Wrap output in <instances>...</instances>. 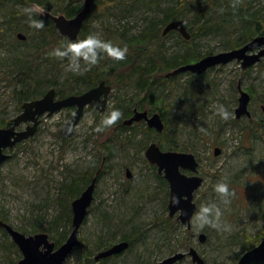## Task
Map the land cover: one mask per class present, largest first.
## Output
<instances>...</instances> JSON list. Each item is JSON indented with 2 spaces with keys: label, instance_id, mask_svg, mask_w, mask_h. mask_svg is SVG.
Instances as JSON below:
<instances>
[{
  "label": "rangeland",
  "instance_id": "obj_1",
  "mask_svg": "<svg viewBox=\"0 0 264 264\" xmlns=\"http://www.w3.org/2000/svg\"><path fill=\"white\" fill-rule=\"evenodd\" d=\"M115 1L105 13L95 6L101 0L95 1L79 39L96 34L125 46L154 24L159 25L161 35L163 12L178 2ZM27 3L3 0L0 4V122L13 120L22 112L25 101L42 98L51 88H72V94L86 90L84 62L80 72H73L67 57H37L34 75L29 80L25 68L31 64L32 42L25 43L27 38L22 41L17 37L19 33L26 37L33 33L35 27L29 21L30 17L35 19L34 14L44 17L49 12L70 18L65 10L77 9L73 18L83 9L85 0H43L46 6ZM26 8L32 9L30 15ZM217 11L211 28L201 36L187 41L176 32L160 40L149 34L148 46L160 45L165 60L194 52V61H198L235 49L233 45L244 38L245 29L251 24L250 18L244 20L245 16L264 22V0H246V4L234 8L222 4ZM12 12L23 15L17 17L18 24L9 21ZM14 24L21 25L23 30H17ZM187 24L194 34L192 21L187 20ZM112 31L117 32L115 36H111ZM59 36L62 44L64 40L70 41ZM102 57L107 66L118 61ZM156 76L154 94L151 90L140 92L135 85L122 91L113 86L105 111L87 107L70 138L60 130L75 108L42 116L34 136L5 151L10 157L0 165V220L26 235L47 233L56 248L61 246L72 232L71 204L77 198L66 202L61 193L63 184L72 176L97 168L101 164L99 158L107 150V168L97 181L95 199L78 233L81 246L64 264H87L89 260L93 264H159L177 253L185 257L175 264H197L189 254L191 248L197 250L205 264H238L246 253L244 245L248 240L253 243L264 237V57L247 69L237 60L218 65L197 79L190 73L172 80L166 78V73ZM239 85L252 99L250 115L237 118ZM131 102L135 103L132 113L125 120L133 116L135 109L159 113L167 126L165 134L147 130L145 121L125 125L127 128L114 124L95 131L104 115L113 108L120 109L119 104ZM220 105L230 113L227 119L217 112ZM153 142L164 151L195 155L199 162L197 175L203 183L195 191L193 202L197 211L202 204L219 206L222 215L218 227H200L195 214L189 224L178 219L180 212L170 216L169 183L146 157ZM174 148L177 150H170ZM216 148L221 150L218 155ZM127 170L131 178L127 177ZM221 181L227 182L234 193L227 204L215 191V185ZM121 241L131 243L126 252L106 262L95 260L100 251ZM22 258L11 236L0 227V264H19Z\"/></svg>",
  "mask_w": 264,
  "mask_h": 264
},
{
  "label": "water",
  "instance_id": "obj_2",
  "mask_svg": "<svg viewBox=\"0 0 264 264\" xmlns=\"http://www.w3.org/2000/svg\"><path fill=\"white\" fill-rule=\"evenodd\" d=\"M96 0H85L83 9L73 18L65 15H54L46 13L45 17L52 20L55 29L62 37H67L70 41L78 40L82 32L84 23L93 11ZM171 32H178L185 40L189 41L192 34L187 28L185 19L173 20L166 24L162 35L167 36ZM19 40L25 41L26 36L22 33L17 35ZM264 57V34L258 35L239 48L219 54L208 55L201 60L183 65L167 74V77H174L182 73H192L202 75L209 69L218 65L227 64L234 60L241 62L242 68L247 69L258 63ZM113 91V87L105 81L97 86L81 93L70 94L64 98H59L55 88L48 90L42 98L29 100L23 103L22 112L13 120V124L7 128H0V165L9 159L10 155L5 151L14 148L17 144L34 136L40 124V118L44 115L48 117L67 108H75L74 113L61 127V134L70 138L75 133V128L83 117L87 107L104 112L108 97ZM240 98L239 106L236 109V116L240 118L244 115L249 116L248 110L251 102V95L239 85ZM145 121L149 128L161 133L165 130V123L159 113L150 114L147 111L134 110L133 116L126 120V126L136 122ZM23 124H28L24 130H18ZM219 148L215 149V154H220ZM146 157L151 164L158 167L160 174H164L170 186V216H175L178 212V219L182 223H190V220L197 211L196 204L193 202L194 193L203 183V178L197 175L199 162L195 155L187 152L164 151L155 142L151 143L146 150ZM184 171H189L187 175ZM100 172L92 179L91 183L85 188L79 197L73 200L72 206V232L69 238L61 246L56 248V243L51 241L47 233H37L26 235L10 224L0 220V227L11 236L14 244L23 254L19 264H64L73 254L76 247L81 246L78 237L89 208L95 199L94 192ZM127 177L131 178L130 170H127ZM179 198V203H174V199ZM205 237L202 235L201 240ZM130 247V242L121 241L107 249L100 251L95 260L111 258L121 255ZM189 254L197 264H205L204 259L196 249L191 248ZM185 257L183 253H177L159 264H175ZM264 263V237L260 243L240 258L238 264H261Z\"/></svg>",
  "mask_w": 264,
  "mask_h": 264
},
{
  "label": "trees",
  "instance_id": "obj_3",
  "mask_svg": "<svg viewBox=\"0 0 264 264\" xmlns=\"http://www.w3.org/2000/svg\"><path fill=\"white\" fill-rule=\"evenodd\" d=\"M2 1L3 0H0V4H2ZM26 1L28 2L27 6L31 2L32 3L36 2L39 5L46 6L45 3H42L43 0H26ZM54 1L60 2L63 0H54ZM241 3L246 4V0H178L177 4L173 8H170L163 12L160 24L165 27L166 24H168L173 20L185 19L188 28L189 24H187V20L188 21L190 20L192 21L193 28H195L196 30L194 34L191 33L192 34L191 40H192L195 37L201 36L205 31L211 28L212 22L215 20L214 16L217 15L218 13L217 8L220 5L227 4L228 6L234 8L238 4L240 5ZM113 4H116L115 0H101L98 6L97 5L95 6L97 8L100 7L101 8L100 10L103 9V13H105L107 9ZM76 11L77 9H69V10H65V13L68 17L71 18L72 16H74ZM18 15H20V13L12 12L9 21L11 23H16ZM34 16L35 19L44 21V27L40 29L34 28V32L30 34L27 37V41H25V43L29 41L32 42L31 49L33 51L30 57L31 64H29L25 68L26 69L25 74L29 80H31V78L34 75V68L36 67V64L34 63L38 61L37 57H41L43 54L44 56H49L54 48L64 46L67 43L71 42L66 40L63 41V44L61 43V41L59 42V40H61L62 38L59 36L58 31L55 29L52 20L38 14H34ZM88 18H90V16ZM247 18H250L249 22L251 23L250 26L247 27V29H245L247 34L243 36L244 38H241L233 45L234 48H239L244 44H246L247 42H249L254 37L264 34V22L262 20L254 19L251 16H245L244 20L246 22H247ZM14 27L19 31L23 30V28H21L22 27L21 25L14 24ZM158 32H159V25L154 24L152 28H149L148 31L145 32V34L134 38V40L130 44L126 45L128 48V53L126 55V58L124 60H118L116 63L112 64V66H107L108 65L107 62H105V60H103L104 58L102 57L97 65H94L90 68L86 67L83 76L84 79L83 81L86 85L85 91L105 81L107 84L111 85L112 87L114 86V88H118L119 91H122L124 88L129 87L131 85H135V87L140 92L151 90V93L154 94L153 91V86L155 84L154 79H157L156 75H158V73H166V78H168L167 74L174 71L179 66L196 62L194 61L196 59L194 58L195 57L194 52H187L181 56H177L170 60H165V58H163V52L161 50L160 45H159L160 47L157 46V48H154V46L151 47L148 46L150 44L147 42L149 38L148 35L151 34V36L152 35L158 36V39L163 40L166 37L176 32H171L167 36H163L162 34L160 35L158 34ZM116 33H117L116 31H112L111 36H115ZM177 34L179 35L180 38H182V36L179 33ZM123 35L124 33L121 34V36ZM190 74L194 79L201 78V76L203 75V74L195 75L192 73ZM172 78L173 77H169L170 80H172ZM30 86L33 87L34 84L33 86L32 84ZM69 87H71V84ZM67 89L70 88H58V90H56L57 95L60 98H64L72 94L73 89L71 88L69 91H67ZM85 91H79L76 92L75 94H81ZM148 93L150 94V92ZM20 95L22 94L20 93ZM34 99H36V97H33V99L31 100ZM124 101L125 100H123V102ZM158 101H161V99ZM23 102L24 99L22 100V103ZM134 104H135L134 102L128 103L125 106H122L124 104L122 105L119 104L120 110L122 112V116L116 122V124H120L119 126H121L122 128H127L124 122L126 121L125 119L131 115ZM12 124H13V120L7 122L4 121V122H0V127L1 128L10 127ZM151 129L152 128L148 127L147 130L151 131ZM166 131H167V126H165V130L163 132L161 133L158 132L157 134L162 135L165 134ZM103 147L104 150L107 149V146H102V148ZM170 150H177V149L174 148ZM103 154H105V156H103V158H99L101 164L97 168L85 174L72 176L70 181L68 180V183L66 182L63 184L61 193L66 198L65 199L66 202L73 200L74 197H78L83 187L88 186L91 183L92 179L96 176L97 172H100L98 176L99 179L100 175H102V173L107 168V164L104 162V159L109 157V153L107 150L104 151ZM262 238L263 237L260 236L259 239L255 240V242L253 243L248 240L246 245H244L245 246L244 249L246 251L252 249L253 247L259 244ZM118 256L120 255L103 259L101 261L106 262ZM93 263L94 262L92 260H89L87 262V264H93Z\"/></svg>",
  "mask_w": 264,
  "mask_h": 264
},
{
  "label": "clouds",
  "instance_id": "obj_4",
  "mask_svg": "<svg viewBox=\"0 0 264 264\" xmlns=\"http://www.w3.org/2000/svg\"><path fill=\"white\" fill-rule=\"evenodd\" d=\"M25 11L29 13L32 12L31 8H26ZM30 24L37 28L44 27L43 20L31 19ZM128 53L127 46H120L114 44L111 40L102 39L99 35L89 34L83 39H78L71 41L64 46L56 47L52 50L50 55L57 56L59 58H68V67L73 72L81 71V62H84L85 67L90 68L97 65L102 56L106 55L115 60H124ZM217 112L224 118L227 119L230 115L228 110L220 105ZM122 112L119 108H113L102 118L100 124L95 128V131H103L105 127H110L121 118ZM215 191L219 193L224 200V203H229L228 197L232 194V190L227 182L221 181L215 185ZM174 203H179V198H175ZM222 215V211L219 206L215 204H202L199 210L195 213V217L199 223L200 227L205 225L218 227L219 219Z\"/></svg>",
  "mask_w": 264,
  "mask_h": 264
},
{
  "label": "bare ground",
  "instance_id": "obj_5",
  "mask_svg": "<svg viewBox=\"0 0 264 264\" xmlns=\"http://www.w3.org/2000/svg\"><path fill=\"white\" fill-rule=\"evenodd\" d=\"M18 16H19V15H18ZM22 16H23V15H22ZM11 21H12V20H11ZM33 32H34V31H33ZM200 60H201V59H200ZM198 61H199V60H198ZM196 62H197V61H196ZM194 63H195V62H194ZM189 64H190V63H189ZM185 65H186V64H185ZM182 66H183V65H182ZM179 67H181V66H179ZM179 67H178V68H179ZM175 70H176V69H175ZM179 75H180V74H179Z\"/></svg>",
  "mask_w": 264,
  "mask_h": 264
}]
</instances>
